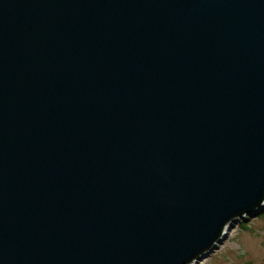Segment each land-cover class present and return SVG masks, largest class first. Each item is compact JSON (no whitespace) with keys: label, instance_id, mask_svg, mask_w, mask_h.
I'll use <instances>...</instances> for the list:
<instances>
[{"label":"water","instance_id":"1","mask_svg":"<svg viewBox=\"0 0 264 264\" xmlns=\"http://www.w3.org/2000/svg\"><path fill=\"white\" fill-rule=\"evenodd\" d=\"M264 209V0H0V264H198Z\"/></svg>","mask_w":264,"mask_h":264},{"label":"rangeland","instance_id":"2","mask_svg":"<svg viewBox=\"0 0 264 264\" xmlns=\"http://www.w3.org/2000/svg\"><path fill=\"white\" fill-rule=\"evenodd\" d=\"M198 264H264V209L233 225L218 249Z\"/></svg>","mask_w":264,"mask_h":264},{"label":"bare ground","instance_id":"3","mask_svg":"<svg viewBox=\"0 0 264 264\" xmlns=\"http://www.w3.org/2000/svg\"><path fill=\"white\" fill-rule=\"evenodd\" d=\"M226 239V238H225ZM225 241V240H224Z\"/></svg>","mask_w":264,"mask_h":264}]
</instances>
